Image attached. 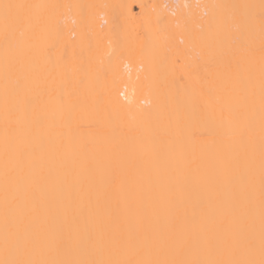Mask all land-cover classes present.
<instances>
[{
	"label": "bare ground",
	"instance_id": "obj_1",
	"mask_svg": "<svg viewBox=\"0 0 264 264\" xmlns=\"http://www.w3.org/2000/svg\"><path fill=\"white\" fill-rule=\"evenodd\" d=\"M0 264H264V0H0Z\"/></svg>",
	"mask_w": 264,
	"mask_h": 264
},
{
	"label": "rangeland",
	"instance_id": "obj_2",
	"mask_svg": "<svg viewBox=\"0 0 264 264\" xmlns=\"http://www.w3.org/2000/svg\"><path fill=\"white\" fill-rule=\"evenodd\" d=\"M133 9H134V13H135V11H137L138 12V8L136 7V4L135 5H133ZM136 12V13H137Z\"/></svg>",
	"mask_w": 264,
	"mask_h": 264
}]
</instances>
